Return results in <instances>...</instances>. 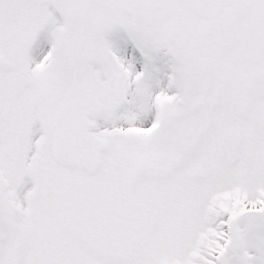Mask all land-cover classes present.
I'll use <instances>...</instances> for the list:
<instances>
[{
    "label": "snow or ice",
    "instance_id": "obj_1",
    "mask_svg": "<svg viewBox=\"0 0 264 264\" xmlns=\"http://www.w3.org/2000/svg\"><path fill=\"white\" fill-rule=\"evenodd\" d=\"M0 264H264V0H0Z\"/></svg>",
    "mask_w": 264,
    "mask_h": 264
}]
</instances>
